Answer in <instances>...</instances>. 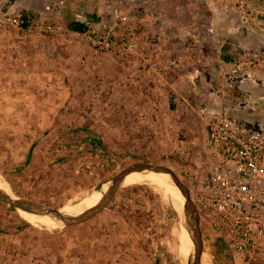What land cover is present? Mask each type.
<instances>
[{
    "label": "crops",
    "instance_id": "crops-1",
    "mask_svg": "<svg viewBox=\"0 0 264 264\" xmlns=\"http://www.w3.org/2000/svg\"><path fill=\"white\" fill-rule=\"evenodd\" d=\"M0 9L29 13L39 24L73 19L89 29L102 20L117 21L135 37L126 48L101 52L85 31L69 24L56 35L0 31V116L7 118L2 130L7 136L0 140L8 142L1 164L9 165L0 169V187L10 195L43 202L38 198L48 189L80 194L106 184L126 152L184 148L198 142L195 126L208 140L206 125L215 118L245 130L264 126V105L252 103L264 101V77L233 74L232 61L224 59L264 50V35L254 28L236 33L240 15L223 0H97L93 5L0 0ZM235 87L253 90L248 111L243 102L234 105ZM123 195L131 203L139 196L145 205L130 204L124 210L129 215H119L112 228L142 246L146 261L166 264L153 248L162 226H154L147 191L128 189ZM7 205L0 204V264H41L43 251L54 259L77 246L78 229L44 231ZM87 241L93 251L95 243ZM78 247L82 251L83 242ZM103 255L100 262L108 259Z\"/></svg>",
    "mask_w": 264,
    "mask_h": 264
},
{
    "label": "built area",
    "instance_id": "built-area-1",
    "mask_svg": "<svg viewBox=\"0 0 264 264\" xmlns=\"http://www.w3.org/2000/svg\"><path fill=\"white\" fill-rule=\"evenodd\" d=\"M58 1L93 5L97 0ZM223 1L240 15L236 33L254 28L264 35V0ZM53 5L47 9L52 10ZM17 29L56 35L67 28L60 22L39 24L22 12L0 9V31ZM127 31L117 21L102 20L84 35L98 51L112 52L135 43L134 35L129 37ZM157 70L162 72V67ZM231 72L248 76L264 73V50L243 52L231 62ZM207 134L206 160L191 174L195 203L206 226L221 233V241L231 254L253 255L264 248V127L245 130L215 118L208 123Z\"/></svg>",
    "mask_w": 264,
    "mask_h": 264
},
{
    "label": "rangeland",
    "instance_id": "rangeland-1",
    "mask_svg": "<svg viewBox=\"0 0 264 264\" xmlns=\"http://www.w3.org/2000/svg\"><path fill=\"white\" fill-rule=\"evenodd\" d=\"M72 20L73 19H66L64 22H61L60 20L49 19L46 20V22H60L64 24V26L67 28L66 24H69ZM253 76H258L261 78L264 77V73L257 72L253 74ZM232 89L233 91L231 95L233 96L234 105L238 104L239 102H243V104L240 103V105H242L246 109V111H248V107L250 106L248 100V93L249 95H253V90L248 88L246 92V90L242 91L240 87H235ZM253 89L258 90V87L254 86ZM252 103L256 104V107L259 108H262V106L264 105V101L259 100H255V102ZM6 119L7 118H3L2 116H0V137L1 135L7 136V133H4L2 131ZM207 126L208 125H206V129ZM194 130L197 133L198 142L191 144L189 143L184 148H170L168 150L163 151L158 150L147 155L139 153L137 156H131L129 152H126L125 154H123L120 164L113 170L112 174L109 176V180L105 182L106 184L100 183L93 188L89 187L88 190H85L80 194H77L76 192L72 193L69 190L65 191L60 188H53L51 190L48 189L46 194H44L45 196L39 197L38 199H41L43 201L41 203L46 204L48 206L63 209L69 208L70 211L74 207L80 205L82 202H84V204L87 203L94 194V192L104 189L103 186L108 185L109 187V184L112 182L113 177L118 174L121 170L133 165L136 162L141 161L162 164L173 168L180 176L181 180H183L189 186L193 202L195 203L193 196L194 184H192L193 177L191 176V174H193L195 170L199 169L202 166L203 162L206 160L207 153L205 148L207 146V139L203 131L197 128V126L194 127ZM3 147H8V142H5L4 144L0 140V169L9 167V165L3 167V165L1 164V154L5 150ZM164 175H167L170 179V176L168 174ZM171 184L175 189L179 191V194L183 197L181 191L172 182ZM0 186H3L1 177ZM153 186L154 185H149L146 183H128L126 185H123V187L119 189L116 197L112 199V201L105 209H103L101 212H99L97 215H95L88 221L77 225L69 226L70 228L78 229V235L80 236L79 239L76 238L77 246L74 247V250L71 253H58L56 258L50 259L49 254H45V252L43 251V261L41 262V264H151L149 261L145 260L146 252L141 249L142 246H137L135 244L130 243L128 239H125L130 238V236L125 237L121 235V233H123L124 231H119L118 235L116 233L117 231L112 228V223H116V220H119V215H122L124 217H126V215H129V213L125 214L124 210L128 209L130 207V204L145 205V203H143V199H140L139 196L132 198L134 203H131L130 200L125 199L123 193L127 194L128 189H143L147 191L149 195L148 205L151 207L150 210L154 211V217L152 218L154 226H157L158 224L162 226L160 232L158 233L159 236L158 238H156L158 244L153 246L154 249H156L157 247L159 248V254H161L160 260H164L166 264H190V261L194 259L195 253V246L193 245V247L190 248V239L188 242V246L186 247H189L188 250H185L182 258L178 256V251L181 247L183 236H188L186 233L187 228L184 225V204L181 208L174 206L171 200L161 193V189L153 188ZM0 202L1 206L6 209L8 206L7 204L9 203L4 202L2 200H0ZM9 206V208L12 207L11 204H9ZM144 212L145 211H143V214L141 215H145ZM16 215H18L21 219L28 220V222L31 221L25 218L20 210L17 211ZM30 223L38 228H41L44 231H57L64 230L65 228H67L59 226L58 224H56V222H53L54 224L52 226L33 221H31ZM109 224L111 225L110 228ZM206 225V220L201 215V227L205 243L204 253L202 257L203 262H206L208 264H264V248H262L260 251L256 252L253 255L231 254L226 245L221 240L216 243L209 242L208 237H205L204 234L205 232L213 229L207 227ZM124 233L126 234V232ZM103 236L107 238L108 243L101 242ZM87 237H90L91 241L95 243L94 248H92L93 251L90 252L88 251L89 246L87 247V242H89L87 241ZM121 239H123V241H121ZM82 242L83 249H81L82 251L77 252V247ZM150 248L151 246H148V249ZM101 252L106 255L101 254ZM87 253L90 255H87ZM101 255L105 256L108 259L100 262ZM120 255H122L123 257H120Z\"/></svg>",
    "mask_w": 264,
    "mask_h": 264
},
{
    "label": "water",
    "instance_id": "water-1",
    "mask_svg": "<svg viewBox=\"0 0 264 264\" xmlns=\"http://www.w3.org/2000/svg\"><path fill=\"white\" fill-rule=\"evenodd\" d=\"M133 171H154L168 174L170 176L171 182L181 191L185 199L183 206V216L185 220L184 225L187 228L195 246L194 259L190 261V264H203L202 257L205 243L201 227V215L193 202L189 186L181 180L180 176L173 168L166 165L140 161L121 170L113 177L112 182L109 184L108 189L104 192L102 197L94 205L85 207L80 212L51 207L38 201L13 196L3 191L1 187L0 200L11 204L20 211H25L39 216H48L61 227L73 226L90 220L105 209L112 201L120 187L124 185L123 182L127 175Z\"/></svg>",
    "mask_w": 264,
    "mask_h": 264
},
{
    "label": "bare ground",
    "instance_id": "bare-ground-1",
    "mask_svg": "<svg viewBox=\"0 0 264 264\" xmlns=\"http://www.w3.org/2000/svg\"><path fill=\"white\" fill-rule=\"evenodd\" d=\"M128 183H132V184L146 183L149 185H154L153 188L161 189V191H162L161 193L165 197L169 198L174 206L181 208L184 204V198L179 194V191L172 186L169 177L167 175H164V173H158V172H154V171H152V172L133 171L127 175V177L125 178V180L123 182L124 185H126ZM103 187H104L103 190L94 192V194L92 195V197L89 199V201L87 203L84 204V202H82L80 205H78L77 207H74L70 211L80 212L85 207H89V206L94 205L101 198L103 192L105 190H107L108 185H105ZM67 209L69 210V208H67ZM21 212L25 218H27L33 222H40V223H43V224H46L49 226L53 225L54 224L53 222H55L48 216H39V215L31 214V213H28L25 211H21ZM186 233L188 236H186V237L183 236L182 244H181V247L178 251V256L181 258H182L183 254L185 252V249L188 245L189 239H190V248L193 247V245H194V242L191 239V237L189 236L187 230H186ZM203 264H208V263L203 262Z\"/></svg>",
    "mask_w": 264,
    "mask_h": 264
},
{
    "label": "trees",
    "instance_id": "trees-1",
    "mask_svg": "<svg viewBox=\"0 0 264 264\" xmlns=\"http://www.w3.org/2000/svg\"><path fill=\"white\" fill-rule=\"evenodd\" d=\"M26 16H29V13H24ZM69 28L71 30H75V31H79V32H84L88 29V26L86 25V23L84 22H80V21H76V20H72L70 23H69ZM224 59L226 61H233L235 60L232 59L231 57H227V56H224ZM13 207V206H12ZM14 208V207H13ZM205 237H208V240L209 242L211 243H216L218 241L221 240V233L219 231H216V230H209L207 232H205ZM226 245V244H225Z\"/></svg>",
    "mask_w": 264,
    "mask_h": 264
}]
</instances>
